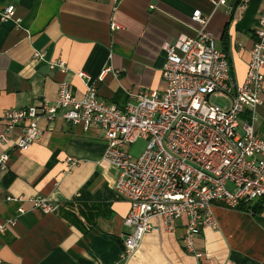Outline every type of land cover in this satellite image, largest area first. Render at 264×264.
<instances>
[{"label":"crops","instance_id":"0c3cea01","mask_svg":"<svg viewBox=\"0 0 264 264\" xmlns=\"http://www.w3.org/2000/svg\"><path fill=\"white\" fill-rule=\"evenodd\" d=\"M217 1L0 0V134L8 128L1 118L5 111L53 104L62 82L76 99L95 87L103 101L122 110L130 93L162 92L165 49L181 37H196L201 24L195 12L207 19L216 49L242 85L264 0L215 6ZM10 6L13 17L2 20ZM113 22L119 29H111ZM36 52L44 54L42 61L34 58ZM50 63H63L66 72ZM82 72L86 80L78 77ZM230 104L225 99L222 106ZM247 120L242 115L239 121ZM38 128L40 140L25 149L17 147L19 126L0 144V155L9 156L0 173V225L15 222L0 241V264H118L121 235L131 232L124 225L129 203L115 190L119 170L104 160V133L60 118H41ZM254 131L264 138V102ZM138 145L143 146L129 150L138 155ZM68 159L77 165L69 169ZM36 197L58 209H34ZM20 208L24 213L18 214ZM212 212L219 228L201 229L196 241L201 259L186 253L179 221L172 233L160 227L146 234L127 264H264V209L252 214L215 202Z\"/></svg>","mask_w":264,"mask_h":264},{"label":"built area","instance_id":"2783aa9c","mask_svg":"<svg viewBox=\"0 0 264 264\" xmlns=\"http://www.w3.org/2000/svg\"><path fill=\"white\" fill-rule=\"evenodd\" d=\"M225 3L218 0L214 5ZM13 15L10 6L1 17L8 20ZM193 18L201 24L196 37H181L165 49L162 92L130 93L131 101L122 110L103 101L95 87L88 86L84 97L76 99L62 82L53 104L8 110L1 117L8 128L0 134V144L8 143L12 128L19 126V149L40 140L41 118H60L104 133V160L119 170L115 190L129 203L124 225L131 232L121 235L118 264L130 261L146 234L160 227L172 233L179 221H184L186 253L201 259L196 250L201 229L219 228L212 212L215 202L228 209L260 202L264 209V138L254 131L257 109L264 102V12L242 85L231 75L227 56L216 49L206 30L207 19L200 12ZM111 29L119 27L113 22ZM34 58L42 61L44 54L36 52ZM50 67L66 72L63 63H50ZM78 77L88 78L83 72ZM219 96L231 100L230 106L213 101ZM242 115H248V120L240 123ZM138 143L143 147L134 155L129 147ZM8 160L7 154L0 155V173L7 170ZM67 163L69 169L77 165L74 159ZM16 200L22 199H8ZM31 203L43 213L58 209L43 197ZM22 213L24 209H18ZM154 219L158 226L152 224ZM14 223L0 225V241Z\"/></svg>","mask_w":264,"mask_h":264},{"label":"trees","instance_id":"16d2710c","mask_svg":"<svg viewBox=\"0 0 264 264\" xmlns=\"http://www.w3.org/2000/svg\"><path fill=\"white\" fill-rule=\"evenodd\" d=\"M239 210H244L246 212H250L252 214H257L262 210V206L261 204L257 203L254 205H241L239 208Z\"/></svg>","mask_w":264,"mask_h":264},{"label":"rangeland","instance_id":"374dc122","mask_svg":"<svg viewBox=\"0 0 264 264\" xmlns=\"http://www.w3.org/2000/svg\"><path fill=\"white\" fill-rule=\"evenodd\" d=\"M225 97L224 96H222V97H214L213 98V101H215L217 104H220V105H223V102L225 101ZM143 147V146H142ZM129 149H130V147H129ZM137 149H139V150H141L142 148H141V145H138L137 146ZM132 152V151H131ZM133 153V152H132ZM134 154V153H133ZM134 155H136V154H134Z\"/></svg>","mask_w":264,"mask_h":264}]
</instances>
